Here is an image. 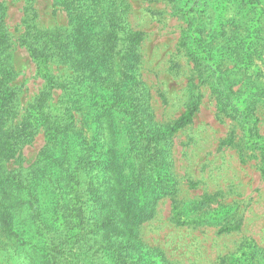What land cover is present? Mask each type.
I'll return each instance as SVG.
<instances>
[{
    "label": "rangeland",
    "instance_id": "1",
    "mask_svg": "<svg viewBox=\"0 0 264 264\" xmlns=\"http://www.w3.org/2000/svg\"><path fill=\"white\" fill-rule=\"evenodd\" d=\"M185 1L124 0L128 31L120 42H132V38L137 41L131 53L136 62L133 66L137 68L133 74L136 77L127 80L137 93L132 97V105L116 104L105 108V118L99 123V129L88 132L82 125V132L87 138L102 134L104 144H115L117 156L108 169L115 170V174L121 170L119 165L123 163L125 150L133 148L135 153L140 148L133 138L140 132L147 134L143 144L161 146L156 163L146 173L156 176L154 172L157 171L161 175V185L165 181L163 190L166 193L149 204L136 198L138 190L146 187V181L137 182L144 177L137 160L130 174L127 169L121 175L107 170L106 176L110 197L124 191L126 198L123 197L117 206L127 201L125 205L133 210L141 205L152 208L146 219L141 212L134 213L141 218L135 228L137 239L152 252L153 258L158 254L164 264H247L244 258L249 260L250 255L246 256L245 250L248 251L246 246L252 244L254 248L250 250L258 249L263 253L260 258L255 255L257 264H264V148L261 143L255 144L256 139L264 140V101L258 102L255 108H246V115L238 113L240 108L228 102V97H245V85L249 82L257 95H264V48L258 50L260 56L252 54L246 59L241 57L239 47L237 56L241 58L222 67L233 68L235 74L224 73L229 75L228 81L235 82L230 86L231 92L221 95L220 87L216 88L219 79L206 75L204 63L190 56L187 47L193 42L185 39L186 45H183V32L189 29L182 11ZM0 8L3 29L0 34L5 35L6 54L15 73L10 82L14 86L11 108H0V113L7 125L16 126L26 116L30 117L26 110L39 108L40 95L47 90L45 80L37 72L36 62L20 43L23 34L39 29H62L67 26L68 18L63 9L53 6L52 0H0ZM216 13L213 6L207 5L203 14L206 28L213 29ZM223 16L222 25L229 24L233 28L227 27L224 31L235 34L242 31L247 19L245 13L240 15L228 5ZM260 31L264 37V21ZM248 74L250 79L247 80ZM121 84L118 88L123 91L117 90L118 95L128 93L124 83ZM235 91L236 94L232 93ZM59 93V90L52 91L50 107L55 106ZM6 98L7 94L0 92V101ZM192 100L197 104L192 120L170 133L166 127ZM114 111L119 120L116 124ZM95 113L93 108L86 115L75 114L77 122L84 120L90 125L87 129H93ZM117 124L114 132L111 127ZM78 127L81 128V124ZM45 136L42 130L32 133L30 141L22 143L13 153L21 159V173H27L39 157ZM5 169L16 173L17 166L9 161ZM133 179L136 182L131 184ZM132 191L133 200L130 198ZM18 210L23 212L21 215L27 213L23 207ZM25 222V217L13 221L17 233L11 235L9 242L14 245L8 250L9 254L0 259V264H23L19 240L23 233L21 225L24 228ZM86 262L92 264L90 260Z\"/></svg>",
    "mask_w": 264,
    "mask_h": 264
},
{
    "label": "trees",
    "instance_id": "2",
    "mask_svg": "<svg viewBox=\"0 0 264 264\" xmlns=\"http://www.w3.org/2000/svg\"><path fill=\"white\" fill-rule=\"evenodd\" d=\"M207 1L217 11L213 29L206 28L203 22V14L209 5ZM52 4L66 12L67 26L56 31H28L20 42L36 62L37 72L46 83L47 90L40 95L39 108L26 110L30 117L26 116L16 126L7 125L0 113V259L9 254L8 250L14 245L9 242L11 235L17 233L13 221L25 217L19 240L23 264H87V260L92 264H164L158 254L153 258L152 252L136 235L135 228L141 218L134 211L141 212L146 219L152 208L141 205L133 210L125 205L127 201L117 206L125 197L123 190L121 194L108 195L106 176L108 171L116 172L108 170L117 156L115 144H104L102 134L87 138L82 132V125L88 132L99 129V123L105 118V108L116 104L132 105V97L136 96V89L127 80L136 77L133 75L137 70L133 67L136 62L131 53L135 51L137 41L132 38V42H120L128 31L124 19L127 5L124 0H52ZM184 5L183 16L189 29L183 32V45H186L185 39H190L194 43L187 47L190 56L204 63L206 75L219 79L216 88L220 87L221 95L231 92L230 86L235 81H228L229 75L224 72L233 73V68L222 67L237 57L260 56L264 48V37L260 34L264 21L263 0H186ZM228 5H232L238 14L247 15L240 33L224 31L231 28L229 24L222 25L223 11ZM1 11L0 8V17ZM0 26L2 33L1 21ZM4 36L0 34V92L7 94L6 100L0 101L3 109L11 108L14 86L10 82L15 76L6 54ZM239 47L241 57L237 56ZM246 78L250 79V75ZM121 83L128 93L118 95L117 90L123 91L118 88ZM249 85L251 82L245 85V97H228L234 108H240L238 113L245 115L246 108H255L258 102L264 101V95H257L255 88ZM53 90L60 93L55 106L50 107ZM232 93L236 94V91ZM93 108L95 125L93 129H87L90 125L84 120L77 122L75 114L80 117ZM196 108V102L189 101L167 130L172 133L190 123ZM114 113L116 124L119 123L118 114L117 111ZM117 127L118 124L111 129L116 132ZM38 130L46 135L44 146L37 160L23 174L19 170L21 159L13 153L22 143L29 142L32 133ZM142 134L133 137L140 148L135 153L133 148L125 150L123 163L119 165L121 170L115 175H121L125 169L130 174L137 160L144 176L137 182L146 181V187L138 190L136 198L149 204L166 191L163 190L165 181L161 185V175L157 171L154 172L156 176L146 173L156 163L161 146L143 144L147 134ZM261 140L256 139L255 144L261 143L264 148V140ZM9 161L17 166L16 173L5 169ZM262 174L264 177V167ZM134 182L135 179L131 184ZM130 194L133 200L134 192ZM22 207L27 212L25 215L18 210ZM246 248H249L245 250L246 256L249 254L250 257L249 260L245 257L244 262L257 264L262 251L250 250L254 248L252 244ZM255 255L258 258L255 259Z\"/></svg>",
    "mask_w": 264,
    "mask_h": 264
}]
</instances>
